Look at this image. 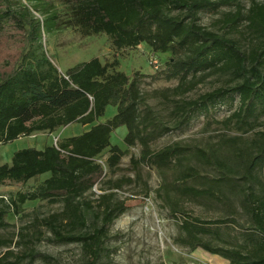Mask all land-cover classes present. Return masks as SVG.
Returning <instances> with one entry per match:
<instances>
[{
    "label": "trees",
    "instance_id": "16d2710c",
    "mask_svg": "<svg viewBox=\"0 0 264 264\" xmlns=\"http://www.w3.org/2000/svg\"><path fill=\"white\" fill-rule=\"evenodd\" d=\"M0 0V145L34 133H54L73 124L90 129L58 144L22 149L0 165V185L27 184L49 175L34 190L0 198V229L10 212L19 215L28 202L60 204V211L36 216L21 228L19 241L0 264H33L41 259L38 243L76 244L81 264H101L109 257L111 228L126 211L116 191L130 179L109 180L103 193L95 187L114 174L127 155L111 143L121 127L123 143L140 147L136 167L155 168L163 176L160 198L174 218L180 215L175 242L201 248L229 264H264V0H61L70 12L66 26L83 37L105 35L116 52L146 45L169 54L153 81H177L175 87L144 93L145 75L120 71L112 62L93 58L61 74L41 49V23L23 19ZM229 11H222L223 8ZM203 12L220 17L216 30L201 24ZM242 28L244 30H242ZM211 78L219 86L190 98ZM237 109L223 120L211 116L218 104ZM155 100V105L150 100ZM108 107L116 114L104 122ZM208 116L201 144L154 145L190 125L197 113ZM108 151L105 163L100 158ZM171 172L172 179L167 174ZM148 196V190L146 192ZM95 197V198H94ZM215 203L222 214L203 220L187 203Z\"/></svg>",
    "mask_w": 264,
    "mask_h": 264
},
{
    "label": "rangeland",
    "instance_id": "374dc122",
    "mask_svg": "<svg viewBox=\"0 0 264 264\" xmlns=\"http://www.w3.org/2000/svg\"><path fill=\"white\" fill-rule=\"evenodd\" d=\"M263 1V0H258ZM7 8L15 11L24 21L26 28L30 29L27 19L34 17L41 23L42 39L40 47L47 58L54 64L59 73L66 74L69 69L90 61L93 58H102L112 62L117 56L120 61L119 70L132 75L139 72L145 75L142 90L144 93H151L155 90L175 87L177 81L158 80L153 77L163 71L170 57L169 54H160V70H156L151 62L152 52L142 45L134 50L116 52L111 47L108 37L97 35L83 37L78 29L66 26L70 18V12L61 0H4ZM244 5L249 8V0H244ZM223 8L222 11H229ZM219 15L203 12L201 24L207 28L216 30L215 21ZM242 30H244L242 28ZM1 55V52H0ZM219 86L211 78L192 94L190 98L209 92ZM155 100L150 104L155 105ZM239 104V99L233 104L229 101L226 104H218L212 108L211 116L217 120H223L234 112ZM116 108L108 107L102 121L111 119L116 114ZM208 116L205 113H197L190 125L173 131L163 137L154 145L159 149L174 142H187L188 144H201L207 141L214 132H205V124ZM89 130V127L80 124H73L69 127L59 129L50 134L47 132L34 133L30 137L18 139L7 145H0V165L11 162L15 152L35 148L43 150L47 146L56 145L62 139L78 136ZM127 133L126 127H121L112 135L111 143L120 146L127 155L122 159L119 169L114 173L108 172L103 183L97 185L93 192L95 195L103 193L107 187L105 182L112 180L130 179L133 182L125 185L123 190L116 191L118 199L124 201L127 211L118 218L111 228L110 241L108 243L109 257H105L101 264H229V261L217 255H212L205 250L198 248L190 250L175 242L180 235L178 218H174L169 207L164 203L160 195L163 185V176L155 168L139 167L131 164V158L140 156V147L128 148L123 143ZM106 151L100 158V163H105L108 158ZM49 175H44L39 181L31 180L27 184L0 185V198L10 199L19 192L34 190ZM169 180L172 174H167ZM148 190V196L146 192ZM95 198V197H94ZM60 204H50L47 201L28 202L24 205L19 215L10 212L6 218L9 227L0 229V238L19 241L21 228L31 223L34 217H44L51 213L60 211ZM191 214L201 217L203 220H214L222 214L217 204L187 203ZM8 250H17L15 245L0 248V257ZM36 250L47 256H51L56 264H81V248L76 244L54 245L47 241L37 244ZM30 264V263H27ZM33 264H46L41 259Z\"/></svg>",
    "mask_w": 264,
    "mask_h": 264
},
{
    "label": "built area",
    "instance_id": "2783aa9c",
    "mask_svg": "<svg viewBox=\"0 0 264 264\" xmlns=\"http://www.w3.org/2000/svg\"><path fill=\"white\" fill-rule=\"evenodd\" d=\"M152 54L153 55L151 58V62H152L153 66L156 70H160V67L162 65L160 62V59H159L160 56L158 54H154V53H152Z\"/></svg>",
    "mask_w": 264,
    "mask_h": 264
},
{
    "label": "crops",
    "instance_id": "0c3cea01",
    "mask_svg": "<svg viewBox=\"0 0 264 264\" xmlns=\"http://www.w3.org/2000/svg\"><path fill=\"white\" fill-rule=\"evenodd\" d=\"M101 122H103L102 119H101ZM68 127H69V126H68ZM87 127H88V126H87ZM66 128H67V127H66ZM89 129H90V127H89ZM62 130H63V128H61V131H62Z\"/></svg>",
    "mask_w": 264,
    "mask_h": 264
}]
</instances>
